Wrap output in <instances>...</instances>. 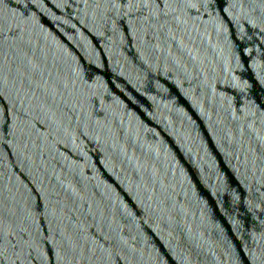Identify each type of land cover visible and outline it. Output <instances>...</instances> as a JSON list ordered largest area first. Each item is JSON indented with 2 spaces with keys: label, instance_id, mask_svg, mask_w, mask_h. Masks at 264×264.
Instances as JSON below:
<instances>
[{
  "label": "water",
  "instance_id": "95a60500",
  "mask_svg": "<svg viewBox=\"0 0 264 264\" xmlns=\"http://www.w3.org/2000/svg\"><path fill=\"white\" fill-rule=\"evenodd\" d=\"M0 264H264V0H0Z\"/></svg>",
  "mask_w": 264,
  "mask_h": 264
}]
</instances>
